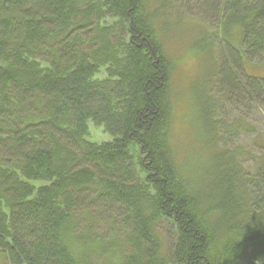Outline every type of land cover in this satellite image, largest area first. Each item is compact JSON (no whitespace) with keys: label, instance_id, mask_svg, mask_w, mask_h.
Here are the masks:
<instances>
[{"label":"trees","instance_id":"obj_1","mask_svg":"<svg viewBox=\"0 0 264 264\" xmlns=\"http://www.w3.org/2000/svg\"><path fill=\"white\" fill-rule=\"evenodd\" d=\"M179 1L0 0L6 264H264V154L245 169L215 119L220 99H264V77L245 72L264 62V0H202L220 15L190 41L208 137L189 161L171 137L177 60L162 29ZM92 123L111 140H91Z\"/></svg>","mask_w":264,"mask_h":264},{"label":"rangeland","instance_id":"obj_2","mask_svg":"<svg viewBox=\"0 0 264 264\" xmlns=\"http://www.w3.org/2000/svg\"><path fill=\"white\" fill-rule=\"evenodd\" d=\"M171 4L167 12L170 13L173 21L169 19L162 23L163 31H166L170 36L167 39L170 50L177 60V68L172 78L174 119L171 137L179 159L189 161L190 159L196 160L199 155L205 152L199 141V134L201 133L204 138L208 137L204 135V131L201 128L199 129L198 126L200 115H196L194 94L197 86L199 89L205 87L206 82H204V79L198 85L196 83V80L202 77L204 67L201 58L198 65L190 41L194 36H198V27H202L206 32L217 30L220 3H212V8L207 7L202 0H181ZM174 17H177V19ZM231 39L233 45L239 48L241 44L240 35L234 34ZM199 46L200 50L206 53L210 44L209 41L203 43L199 41ZM201 57L203 56L201 55ZM208 66L209 70L212 69L211 63L208 62ZM245 70L247 74L264 77V62L248 60V64L245 63ZM204 72H206L205 69ZM207 87H209L207 94L214 95L210 86ZM235 99L233 101L220 99L218 115H215V119L219 122L218 146L224 149L243 148L246 154L239 157L240 162L245 169L253 170L257 160L264 154V99L260 101H238ZM240 119L243 120L241 121L243 124L240 123ZM222 122L225 123V126H222ZM237 124L240 127L233 132V126H237ZM102 128L95 127L93 123L90 124V133L93 138L90 139L110 141L111 136ZM257 133H260V136H257ZM204 143L203 141V145H205ZM206 155H208V151ZM168 227L167 224L160 225L161 231L164 236H168L171 244L174 233L172 228L167 230ZM118 237L119 244L124 243L125 236L120 233ZM0 264H6L2 252H0Z\"/></svg>","mask_w":264,"mask_h":264}]
</instances>
